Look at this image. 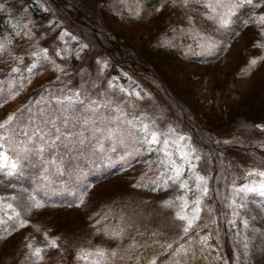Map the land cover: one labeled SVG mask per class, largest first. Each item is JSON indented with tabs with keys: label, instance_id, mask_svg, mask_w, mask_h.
<instances>
[{
	"label": "rangeland",
	"instance_id": "1",
	"mask_svg": "<svg viewBox=\"0 0 264 264\" xmlns=\"http://www.w3.org/2000/svg\"><path fill=\"white\" fill-rule=\"evenodd\" d=\"M139 2L0 0V123L13 116L0 129V144H10L12 153L0 151L19 161V177L24 171L29 179L39 177L30 186L22 177L14 184L0 179V264H90L77 253L96 247L117 252L111 264H138L145 252V258L160 257L158 264H179L181 254L264 264V197L238 194L243 185L264 182V47L254 46L264 38L250 21L264 7L245 5L221 27L208 19L228 12L217 0H201L187 18L183 8L159 11L164 0ZM41 23L44 29L29 39L27 27ZM81 88L106 107L85 112L87 122L55 121L68 137L57 144L74 141L65 146L70 150L48 154L55 144L42 145L39 132L15 140L17 128L31 132L38 114L54 113L57 99ZM153 131L159 143L152 142ZM76 142L82 147L71 154ZM190 148L201 156L197 171L210 191L200 219L185 233L187 221L176 213L192 214L194 179L188 181L192 191L171 181L152 189L171 162L183 164ZM42 161L43 167L29 169ZM191 175L185 172V178ZM97 229L124 236L107 239ZM53 239L58 247L51 246ZM36 247L43 249L42 259Z\"/></svg>",
	"mask_w": 264,
	"mask_h": 264
},
{
	"label": "snow or ice",
	"instance_id": "2",
	"mask_svg": "<svg viewBox=\"0 0 264 264\" xmlns=\"http://www.w3.org/2000/svg\"><path fill=\"white\" fill-rule=\"evenodd\" d=\"M201 0H164V4L161 6L159 11H163L165 8L173 7V8H183L185 9V17L187 18L190 13H192L194 10L197 9V6L200 5ZM245 5H251L253 8L264 7V0H228L227 4H224L222 0H217V6L218 7H227L228 12L224 15H215V16H208V19L211 21L219 20L220 26L224 27L227 26L230 22L229 17L234 14L235 10H238ZM206 8H211L212 4H206L204 5ZM23 9H21L22 11ZM5 11L4 5L0 4V12ZM9 15H12L9 13ZM13 19L15 17L13 16ZM250 21L252 24L256 25L260 36L264 38V12H259L255 17L250 18ZM55 21H50L48 24V29H50ZM249 22H245V26L248 25ZM27 27V26H25ZM39 29H44V25L41 23L39 25V28L33 27H27V33L29 39H32V37L35 35V31H38ZM47 31V29H45ZM13 35H16L15 32H13ZM57 35H60V33H57ZM44 36L37 37V41L44 39ZM256 47H264V44L257 41V43L254 45ZM0 47H3V45H0ZM84 47H87L86 45ZM45 58L48 59L47 53L49 49L47 47L42 49ZM56 56H59L62 60L67 61L68 57H65L61 51H57ZM25 55H28L25 53ZM32 56H37L38 53H31ZM73 58L78 57V53L72 54ZM21 61L23 62V57L21 58ZM51 63L53 65L56 64L55 60H52ZM258 63V60L256 58H253L251 61V64L256 65ZM106 66V65H105ZM18 69H14L16 71ZM58 70L61 72H64L67 76L68 73L66 69L59 67ZM59 79V77H58ZM92 87H95L93 84ZM68 92H71V94H65L63 99H57L56 103L59 105V108L56 109L54 113L49 115L48 113H45L44 116L39 117L40 124H43L44 127L41 128L39 124L35 125V127L32 129L31 132H23L22 134L25 137L29 136H36V132H39L40 135L37 137L39 139L40 143L44 145L45 147L48 144H55L57 142H61L65 139H68V137L61 135V128L57 126L55 121H59L60 124H69L74 119H81L84 120V122H87L86 119H84V113H99L100 109L102 107H106V105L100 104L99 101L93 100L91 98V93L81 88L77 91H72L71 89L68 90ZM137 96H139V93H137ZM30 111V109H29ZM40 111L44 112V109H41ZM117 112H120L121 109L119 107L116 108ZM113 119L119 120L120 117H112ZM13 121V116L9 115L4 123H0V129L5 128L6 126L10 125V123ZM29 125H31V121H29ZM145 131H148V125L143 126ZM264 127V126H262ZM48 128V132L45 133L44 129ZM151 139L153 143H159L158 139V133L153 131L151 132ZM178 139L180 141H184V136H179ZM165 144L169 143L168 140L164 141ZM227 143V141L225 142ZM4 147L3 144H0V149ZM42 150V149H41ZM181 160L183 161L182 165L175 164V162H171V166L168 168L167 172L161 173V180L162 183H160L159 186H154L153 191H160L163 190L165 187L168 186V182L171 181L172 184H179L181 189L186 191H192V188H190L188 181L191 179H194L195 181V190L198 193L196 196V199L194 201V207L191 210V215H181L180 212H177L176 215L181 220L187 221V226L184 227V232L188 233L192 228L194 222L198 221L200 219V213H201V204L210 191L208 187V179L205 175L200 174V172L197 171V169L200 167V160L201 156L196 154L195 148H190L185 151V153L182 155ZM20 171L19 161L18 160H12L10 162V157L8 156L6 151H0V178H3L4 176L12 177L14 175H18ZM185 172H190L192 175L185 178ZM260 176L264 177V172H261L259 174ZM134 187H143L142 184L140 185H134ZM239 193H256L260 197H264V182H261L259 186L253 185H243L238 189ZM83 204V201L80 202ZM236 201H233V204H235ZM9 208L12 207L11 204L8 205ZM37 208L41 207L40 204L36 205ZM184 207H187V202L185 201ZM240 207L243 208L244 205L240 204ZM183 210V209H182ZM233 215H236L235 212H233ZM100 221H97V224H99ZM230 223L235 224V221H230ZM27 225V221H21L20 226L25 227ZM244 226L248 227V221L244 220ZM98 236L106 237L107 239H123L124 233L123 231H118L115 233H108L106 231H101L100 229H97ZM47 236V233L44 234ZM51 246L52 247H58L56 240H51ZM28 248H33V245L29 243L27 245ZM245 248H247V244H245ZM43 249L40 247H36L34 249L35 255L37 257H40L42 259L41 253ZM117 256V252L115 250H109L107 248L102 247H96L95 249H81L77 253L78 259H85L90 260V264H111L110 258H115ZM152 264H155V261L152 262Z\"/></svg>",
	"mask_w": 264,
	"mask_h": 264
},
{
	"label": "trees",
	"instance_id": "3",
	"mask_svg": "<svg viewBox=\"0 0 264 264\" xmlns=\"http://www.w3.org/2000/svg\"><path fill=\"white\" fill-rule=\"evenodd\" d=\"M144 1H146V0H140V2H139V5H143L142 4V2L144 3ZM140 6V7H141ZM45 112V111H44ZM48 112H50V111H48ZM44 114V113H43ZM52 114V113H51ZM51 114H49V115H51ZM39 117H40V115L38 114L37 116H36V118H37V120H40L39 119ZM17 119H18V117L15 119V122L17 121ZM16 124V123H15ZM33 125H32V128H34L35 127V125H37V124H39L40 125V122L38 121V122H35V123H32ZM40 127L41 128H43L44 126H42V125H40ZM20 129H18L17 128V130L14 132V134L16 133V136H15V140H18L19 138H21L22 136H23V134H21L20 132ZM44 131H48V128H45L44 129ZM4 140H6V139H4ZM7 140H8V138H7ZM6 140V141H7ZM71 141L69 140H66V142H65V144H64V146H62L61 145V143H55V146H53L51 149H49L48 150V154H50V153H53L54 152V150H55V148H57V150L58 149H60V147H63V148H65V149H67V150H70V149H68V148H66V147H70V145H71V143H73L74 141H72L71 143H70ZM77 143V142H76ZM76 143H74V145L75 146H73V149H71L72 151H71V154H72V152L74 153L75 151H73V150H76V148L78 149V148H81L82 146H81V144H82V142H81V144L80 145H78V143L76 144ZM3 145H4V147L2 148V149H4V150H6L9 154L10 153H12L11 152V148L9 147L10 146V144H7V143H3ZM19 144H17V146H18ZM66 146V147H65ZM21 147H23V145L21 146ZM79 151H81V149H79ZM68 152V151H67ZM69 153V152H68ZM44 166V161H42V162H35V163H32V165H31V167L29 168V169H32V168H40V167H43ZM45 165H46V163H45ZM94 167H95V165H93ZM93 168V167H92ZM95 169H96V167L95 168H93V171H95ZM24 170H26V169H24ZM20 175V174H19ZM19 175H14V176H12V177H7V176H4L3 178H0L3 182H5V183H8V184H14V183H16V181H18V180H20V181H23V180H21L20 178L22 177V179H24L25 180V184L26 185H28V186H30L31 184H32V182H33V184L35 183V181H36V179H39V177L38 178H33V179H35V180H32V178L30 177V179H29V177H27V176H25L26 175V172L24 171V173H23V175L21 176V177H19ZM214 190V189H213ZM215 190H216V188H215ZM214 190V191H215ZM218 199V198H217ZM221 201V200H220ZM220 201H219V203H220ZM221 207V206H220ZM147 254V252H145V253H143L142 254V256H143V258H139L138 259V264H141V262L143 261V263L144 264H152V262L153 261H155V264H158V261L160 260V257L159 258H154V259H148V258H145V255ZM180 261H179V264H222V263H220L219 261H216V260H214V259H211V258H209V256H207V255H204V254H199L198 256L196 255V256H190V255H184V254H181L180 255ZM230 264H232V263H230Z\"/></svg>",
	"mask_w": 264,
	"mask_h": 264
}]
</instances>
